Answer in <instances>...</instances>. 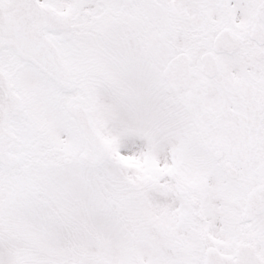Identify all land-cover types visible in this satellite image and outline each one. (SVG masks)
<instances>
[{"label":"snow or ice","instance_id":"1","mask_svg":"<svg viewBox=\"0 0 264 264\" xmlns=\"http://www.w3.org/2000/svg\"><path fill=\"white\" fill-rule=\"evenodd\" d=\"M0 264H264V0H0Z\"/></svg>","mask_w":264,"mask_h":264}]
</instances>
